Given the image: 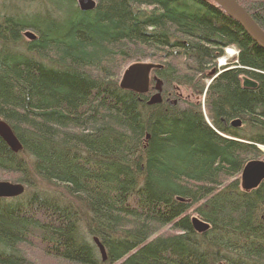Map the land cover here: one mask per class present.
<instances>
[{
	"label": "trees",
	"instance_id": "16d2710c",
	"mask_svg": "<svg viewBox=\"0 0 264 264\" xmlns=\"http://www.w3.org/2000/svg\"><path fill=\"white\" fill-rule=\"evenodd\" d=\"M237 1L264 29V0ZM141 59L162 64L161 103L118 86ZM0 117L22 143L0 139V170L41 194L0 199V264H264V180L239 181L264 146V51L210 0H0Z\"/></svg>",
	"mask_w": 264,
	"mask_h": 264
},
{
	"label": "water",
	"instance_id": "95a60500",
	"mask_svg": "<svg viewBox=\"0 0 264 264\" xmlns=\"http://www.w3.org/2000/svg\"><path fill=\"white\" fill-rule=\"evenodd\" d=\"M81 10H90L95 6V0H76ZM211 3L229 16L243 32L264 51V29L257 23L252 15L237 0H210ZM25 36L34 38L31 31H26ZM162 67L160 63L150 61H135L126 66L118 81V86L122 90L132 91L136 94H145L152 89L154 93L149 95L148 104L161 103L163 100V81L154 72ZM153 73V75H152ZM215 76V75H214ZM211 81V80H210ZM154 83L153 85L151 83ZM242 86L254 88L257 83L247 76L242 78ZM175 102V100H174ZM238 118L231 121L232 126H238ZM0 138L4 140L8 148L18 153L22 149V143L14 133L11 126L0 118ZM264 180V160L253 158L247 160L239 174L240 188L247 192L255 189ZM24 192V185L20 182L0 180V198L17 197ZM191 225L197 232H204L210 224L198 216H192ZM93 243L97 247L102 261L106 260V251L101 241L94 237ZM33 264V263H26Z\"/></svg>",
	"mask_w": 264,
	"mask_h": 264
},
{
	"label": "rangeland",
	"instance_id": "374dc122",
	"mask_svg": "<svg viewBox=\"0 0 264 264\" xmlns=\"http://www.w3.org/2000/svg\"><path fill=\"white\" fill-rule=\"evenodd\" d=\"M26 38H29V37H26ZM29 39H32V38H29ZM230 50L233 51V54H231V55L229 54V55L230 56H233L234 53H235V50H233V49H230ZM226 51H225V53H226ZM135 61L136 60H129V62H127L126 64H124L125 65L124 68L126 66H128L130 63L135 62ZM138 61H152V60H150V59H141V60H138ZM154 62H157V61H154ZM208 81L211 82L210 80L207 79L206 80V84L208 83ZM151 84L153 85L154 83L152 82ZM150 92H151L150 94L154 93L153 90H151ZM177 94H179L181 98L188 99V100L192 99V100H195L197 102H200V104H201V110L205 114L206 120L209 122V119L207 118V116H208L207 110H206L205 104H204V96H197V98H196V96L195 97H192V96H190L188 94V89H178ZM174 99H176V98L170 97L169 100L172 101ZM259 149H260L261 152L257 156L256 155L249 156V159L258 158V159L264 160V146L259 147ZM14 177H15V175H13V174L11 175L8 172H4V171L0 170V180H8V181H11V182H17V181H15ZM188 215H189L190 219H191L192 216H198V217H200L199 215H197L196 213H194L193 212V209H191V208L188 210ZM161 229L162 230H159V232H156V234H158L160 232L162 233L163 231H165V232H173L174 231V230H172L169 227H166V228L165 227L164 228L162 227ZM89 238H91V237H89ZM21 245H23V244H21ZM34 245L36 246V243H34ZM41 250H42V252H40L38 250H34V251L32 250V251H30V253H31L30 256L33 258L32 259L33 264H65V262H62L61 263V262H59L57 260L52 259L51 257H48L46 255V252L42 248H41ZM73 264H76V263H73Z\"/></svg>",
	"mask_w": 264,
	"mask_h": 264
},
{
	"label": "bare ground",
	"instance_id": "6f19581e",
	"mask_svg": "<svg viewBox=\"0 0 264 264\" xmlns=\"http://www.w3.org/2000/svg\"><path fill=\"white\" fill-rule=\"evenodd\" d=\"M233 53V51L232 50H230V49H228L227 51H226V55L224 56V57H222V59H220V61H226L228 58H229V56L231 55ZM230 54V55H229ZM121 77V76H120ZM1 139V138H0ZM3 142H4V140L3 139H1ZM5 143V142H4ZM6 144V143H5ZM6 146H7V144H6ZM8 147V146H7ZM20 183H22V182H20ZM41 183V182H40ZM23 185H24V192L21 194V195H19V196H17V197H11V198H22L24 201H25V197L23 196L24 195V193H25V191H26V185L24 184V183H22ZM42 184V183H41ZM43 185V184H42ZM39 199H41V194H40V192H39V190H36V189H31V191L29 190L28 191V196H27V199H26V203H28L29 201H32V202H34L35 200H39ZM12 203H14L15 205L16 204H19V203H23V201H18V200H15V201H13ZM30 203V202H29ZM197 232V231H196ZM198 233H201V232H198ZM94 237H96V236H93L92 238H91V240L94 238ZM22 253H24V252H22ZM22 255V259H23V261H26L28 258L26 257V255H25V253L24 254H21ZM60 257H62V256H60ZM25 258V259H24ZM62 260V259H61Z\"/></svg>",
	"mask_w": 264,
	"mask_h": 264
},
{
	"label": "flooded vegetation",
	"instance_id": "af4514ba",
	"mask_svg": "<svg viewBox=\"0 0 264 264\" xmlns=\"http://www.w3.org/2000/svg\"><path fill=\"white\" fill-rule=\"evenodd\" d=\"M162 96H163V92H162ZM0 199H2V198H0ZM4 199V198H3ZM9 199V198H8Z\"/></svg>",
	"mask_w": 264,
	"mask_h": 264
}]
</instances>
